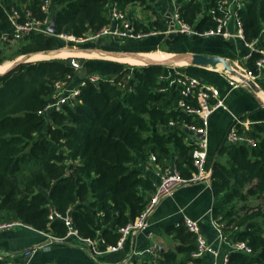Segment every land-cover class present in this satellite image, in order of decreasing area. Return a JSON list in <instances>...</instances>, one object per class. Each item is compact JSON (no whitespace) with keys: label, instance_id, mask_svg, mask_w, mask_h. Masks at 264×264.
Instances as JSON below:
<instances>
[{"label":"trees","instance_id":"1","mask_svg":"<svg viewBox=\"0 0 264 264\" xmlns=\"http://www.w3.org/2000/svg\"><path fill=\"white\" fill-rule=\"evenodd\" d=\"M135 1L50 0L49 15L57 34H26L18 40L15 57L56 49L63 44L58 34L81 38L96 32L108 23L112 3L124 10ZM222 1L176 0L177 14L197 32H204L215 28L216 17L223 15ZM43 3L0 0V35L12 30L6 9L18 10L20 20L26 19V10L31 17L43 20L48 16L41 9ZM237 12L243 43L264 47V0H242ZM135 26L152 29L138 21ZM155 26L163 30L159 21ZM199 38L177 33L166 42L180 47ZM0 43L4 48L11 45ZM248 52L246 49L244 55ZM4 57L0 55V63ZM258 57L259 53L251 51L241 64L256 72ZM67 75L72 81L85 77L79 76L70 57L22 62L0 74V220L17 219L31 228L14 229L41 232L81 248H86L81 239H91L104 250L116 243L119 228L141 213L157 182V176L154 181L136 167L139 161L154 155V161L163 164L176 157L173 161L181 175L191 176L193 146L186 141L190 132L182 123H198L179 108L182 95L171 84L177 72L164 64L124 65L113 81L86 78L72 103L62 104L59 111L42 112L53 83ZM246 133L257 139L255 147L223 139L211 155L210 149L208 153L214 195L211 217L220 224L222 236L244 241L251 248L250 253L230 249L226 264H264V205L250 203L264 199V122L252 123ZM52 211L61 217L68 214L77 235L65 238L67 226L62 218H49ZM164 231L173 244L163 248L158 257H135L130 264H207L203 257L193 255V232L175 223ZM107 254L87 264H109L105 263ZM0 264L8 263L0 260Z\"/></svg>","mask_w":264,"mask_h":264},{"label":"built area","instance_id":"2","mask_svg":"<svg viewBox=\"0 0 264 264\" xmlns=\"http://www.w3.org/2000/svg\"><path fill=\"white\" fill-rule=\"evenodd\" d=\"M175 3L174 8V26L172 28H165L159 30L152 28L149 31L136 29L134 20L131 16L123 9H120L116 3H112L109 9V21L103 25L96 32H90L85 34L81 38H77L70 35L58 34L57 36L67 40L73 41L74 43H82L84 41L95 42L100 39L107 38L112 41H123V40H137L144 38L149 35H156L162 33H184L188 36L198 35L200 37H222L227 39L230 37H237L243 39L242 26L238 16L237 9L241 6L242 0H230L220 8L223 9V15L216 17L217 25L215 28L206 30L204 32H197L190 25L182 22L177 14L178 5L176 0H172ZM50 0H44L41 9L48 15L43 20H38L31 17V13L26 10L25 20H20V12L14 8L6 9L8 20L12 26L10 32H3L0 35V41L2 43H11L18 41L30 32H43L50 34L47 30L50 15H49ZM230 23L234 26V29L229 28ZM249 52L245 54L242 59L246 60L250 56L251 51L259 53V57L255 60V71L248 68H241L237 65L236 70L241 76L246 79L255 82L257 78L264 76V47L255 45V42L245 43ZM242 60V61H243ZM70 63L75 68L80 67V61L76 57H70ZM241 68V69H239ZM242 70V71H241ZM225 72V71H224ZM228 73V72H226ZM229 74L228 84L230 88H236L238 85H242L246 82L243 78ZM113 77V76H112ZM112 77H109V81H113ZM86 78L90 81H97L102 78L98 74H90L78 81H72V77L67 75L65 79L57 80L53 83V90L50 95L49 102L45 105L42 112L50 110H61V106L64 103H72L80 92V87L85 84ZM247 83V82H246ZM256 83V82H255ZM172 85H176L182 98L178 101L179 108L185 113L191 115L196 119L198 124L195 123H182V127L190 132L186 141L193 146L191 157L193 171L189 178H184L173 159L166 161L162 167L156 172L157 182L154 183V189L150 192L149 197L145 203V206L141 213L135 217V219L125 226L119 228V238L115 244L106 245L104 250H99L96 242L91 239H81L85 245L87 251L95 258L103 253H114L122 250L128 241V239L134 234L145 231L149 225V216L152 211L156 208L159 202L174 194V192L183 184L187 182L195 181H209L210 182V168L208 165V153H209V140H208V125L210 115L217 109H226L223 96H221L220 89L210 83H206L197 77L177 72V76L171 80ZM173 124V122H170ZM245 122L237 116L232 115V122L228 125L224 135L225 141L228 143L243 144L249 148L255 147L257 139L246 133ZM242 127V131L239 130ZM151 159L155 160L154 155H151ZM53 216L62 218L65 225L67 226V233L65 238L76 236V230L73 228L71 217L67 214L61 217L59 214L52 211L49 218ZM175 225H183L189 231L193 232L196 236V250L193 253L194 256L202 257L204 254H209L212 259L210 264H226L227 252L222 256L218 247L207 242L205 236L202 234L200 225L197 220H194L188 216H183L179 221L175 222ZM212 225L220 232V224L216 220L212 219ZM17 227L31 228L29 225L15 219L9 221L0 220V231L10 230ZM151 234L148 233V237ZM50 237V236H49ZM51 240H59L58 238H52ZM61 240V239H60ZM219 243H226L231 250L241 251L244 253H250L251 248L244 241H232L229 238L222 236L220 233ZM163 246L159 242L153 241L149 244L143 252H133L130 254V259L125 260L123 264H130L132 258H144V257H158ZM139 254V255H138ZM22 264H29L28 261Z\"/></svg>","mask_w":264,"mask_h":264},{"label":"crops","instance_id":"3","mask_svg":"<svg viewBox=\"0 0 264 264\" xmlns=\"http://www.w3.org/2000/svg\"><path fill=\"white\" fill-rule=\"evenodd\" d=\"M229 1L230 0H224V3L228 5ZM174 8L175 3L172 0H137L126 5L124 10L131 16L134 23L138 21L143 26L156 28L155 23L159 21L164 30L165 28H170L167 26H171L170 24L167 25L166 20L169 19L168 16L170 15L173 17ZM145 9L147 11L149 9L150 11L145 12ZM229 28L233 30L234 26L230 23ZM157 35L158 34L149 35L141 39H154ZM209 37L216 38L214 40V45L197 42L201 40L199 38L181 44L179 49L192 52L216 53L225 56L227 59L240 55L242 57L246 49H249L248 46L237 37H230L227 39H217V37L213 36ZM141 39L123 40L124 42L117 41L120 43H115L114 45V41L104 38L93 43L103 44L104 42L105 45L106 43H111V45L123 46V48L126 49L143 50L148 44L143 46L140 44H131L132 48H128L129 41L136 42ZM234 40H238L241 46H238V43ZM121 61L128 62L124 60ZM113 63L119 65V63ZM232 66L234 67V65ZM217 68L218 67L194 66L186 69L184 66L180 71L181 73L197 77L206 83L217 86L220 89L221 96L224 98L226 109H217L209 118L208 140L210 150L216 148L219 142L224 139L227 127L232 122V115L242 119L245 122L243 126L247 130L251 127L252 123L264 122V101L256 93H251L242 87L230 88L225 81L226 77ZM117 71L118 70H114V72L107 77H112ZM255 82L258 88L253 89L249 85L251 89L256 92L260 89L264 93L259 87V83L264 87V76L260 79L257 78ZM163 165L164 163L160 164L152 159H145L144 161H139L136 167L142 170L146 175L152 177L155 181L156 172ZM213 202L214 195L209 181H195L183 184L172 196L166 197L159 202L149 216V225L147 229L131 236L128 239L126 249L124 248V250L122 249L115 253H108L105 257V263L123 264L125 260L131 258V253L143 252L153 241L161 243L163 248L169 247L173 244V241L171 237L165 233L164 229L168 225L179 221L183 216H188L198 221L201 232L205 236L207 242L218 247L220 255L222 256L224 253L228 252L230 248L226 243H219L220 232L212 225L211 208ZM148 233L151 234L150 237H148ZM28 245L34 246V251L28 259L30 264L33 260L35 261L33 264H49L55 262L87 264L90 263L91 260H96L85 247L81 248L70 243L53 241L49 236L41 232L28 231L20 228L0 231V260H4L8 264H22L25 262L24 253L18 254L16 251H13V249H22ZM72 252L81 256L73 257ZM202 257L206 260L207 264H210L212 257L209 254H204Z\"/></svg>","mask_w":264,"mask_h":264},{"label":"rangeland","instance_id":"4","mask_svg":"<svg viewBox=\"0 0 264 264\" xmlns=\"http://www.w3.org/2000/svg\"><path fill=\"white\" fill-rule=\"evenodd\" d=\"M148 11H150V10L148 9ZM148 11L145 9V12H148ZM168 18H169V19H167L168 22L166 20V23H167V25L170 24L171 26H167V27L172 28V26L174 24V19H173V17L171 15L168 16ZM176 34L177 33H175V32H169V33L158 34L157 36H155L154 39H150V38L141 39L140 41H136V42L135 41H129L128 48H132L131 44L132 45L140 44L142 46L145 45V44H148L147 46H145V48L143 50L142 49L141 50L126 49V48H123V46H114L115 43H120L121 41L120 42H114V45H111V43H106V45H105L104 42H103V44H104L103 45V44H100V43L97 44V43H92V42H88V41H84L82 43H75L74 45H69V43H67V40L62 39L63 44L61 46H58L57 48H62V49L63 48L64 49L72 48V49H75V50H71V51H76V52L81 51L83 53L91 52L92 54H94V52H102V53H105V54H107L109 56H107V57H86V56H83V55H66V56L62 57V56H56V54H54V55H51V57L45 58V59L76 57L78 60H80V58H81L82 59V62H81L82 65H80V67L78 68L79 76H82V75L83 76H87V75H90V74H98V75H100L102 77H107V76H109V74L111 75L114 72V70H120L124 65H128V66L144 65V64H130V63H127V62H123L121 60L110 59V58H112L110 56H115L116 54H121V53H125V54L127 53L128 54L129 52H130L129 54H135V52L136 53H141V52H152V51L171 52V53L176 54V55L178 53H182L183 51H180L179 46H172V45H169L166 42L167 38H171V37H173ZM200 39L201 40H199L197 42L205 43V44H208V45H214V43H215L214 40L216 38L202 37ZM217 39H219V38H217ZM234 41H236L238 43V46H241V44H239L240 42L238 40H234ZM122 42H124V41H122ZM18 44H19L18 41H14V42H11L10 46L4 48V45H2L0 43V55H2V56L4 55L5 56L3 58V61L0 64H2L4 62H7V61L16 62V61H18L19 59H21L23 57L21 55H17L15 57L16 49H17V45ZM103 51H107V52H103ZM45 55H47V54H45ZM10 58H12V59H10ZM242 60L243 59H242L241 55L237 56V57L229 58L230 63H232V65H234V67H236V68H238L237 65L241 66V68H244L242 66V64H241ZM30 61H33V60H30ZM112 62L119 63V65L114 64ZM236 62H238V63H236ZM168 66H169L170 70L174 71V72H180L182 70V68L184 67L183 65H168ZM216 67H218L217 69H219L220 72L226 77L225 81H226L227 85L229 86V84H228L229 74L224 72L222 70L221 66H216ZM241 68H239V69H241ZM204 71H206V70H204ZM107 78H109V77H107ZM237 87H242L244 89H247L251 93H256V91H253L251 89V87L246 82H244L242 85H238ZM259 87L264 91V89H263L262 85H260V83H259ZM213 151L214 150L211 149L210 155L213 153ZM250 203L252 205H255L257 203L264 205V199L250 200ZM20 229H22V228H20ZM72 255H73V257L81 256V255H77L74 252H72ZM33 263H35L34 260L31 261V264H33ZM79 264H83V263H79Z\"/></svg>","mask_w":264,"mask_h":264},{"label":"water","instance_id":"5","mask_svg":"<svg viewBox=\"0 0 264 264\" xmlns=\"http://www.w3.org/2000/svg\"><path fill=\"white\" fill-rule=\"evenodd\" d=\"M47 30L52 35L57 34V30H56V26H55L53 17L50 18ZM60 49H62V48H56L53 50H44V51H37V52H31V53L23 54V55H21V56H23V58L14 62L13 65L8 70H6L5 72L11 70L12 68H14L15 66H17L18 64H20L22 62L30 61L27 58L28 55H31L34 53L56 52ZM68 50H75V49L70 48ZM103 52H107V51H103ZM135 54H137V53H135ZM79 61L82 62V59L80 58ZM180 63H182V64H180ZM146 64L183 65V66H196V67H208V66L209 67H216L218 64H220L223 71L228 72L232 75H237V76L243 78L247 82V84L250 85L253 89L258 88V86L255 85V83L252 80L246 79L245 77L241 76L240 73L236 70V68H234L231 65L229 59H227L225 56H222V55H219L216 53L183 51L182 53H178L177 55L174 54L173 57L166 59L165 61H150V62H147ZM0 74H2V73H0ZM33 251H34V246L28 245L26 247H23L22 249H19L16 252L18 254L24 253V261H28V259L31 256Z\"/></svg>","mask_w":264,"mask_h":264},{"label":"bare ground","instance_id":"6","mask_svg":"<svg viewBox=\"0 0 264 264\" xmlns=\"http://www.w3.org/2000/svg\"><path fill=\"white\" fill-rule=\"evenodd\" d=\"M129 53L128 54L127 53L126 54L125 53L116 54L115 56H110L112 57L110 59L124 60V61H128L127 63H130V64H144L145 65L147 62H150V61H165L166 59H169L174 56V54H172L171 52H157V51L141 52L137 54H129ZM54 54H56V56H62V57L66 55H83L86 57H107L109 56L102 52H94L95 54L94 55L91 52L83 53L81 51L76 52V51H71L68 49H60L56 52L34 53L31 55H28L27 58L28 60L45 59V58L51 57V55H54ZM13 63H14L13 61H7V62L0 64V73H4L6 70H8L13 65ZM217 66H220V64H218ZM256 94L264 101V93L260 89L257 90Z\"/></svg>","mask_w":264,"mask_h":264}]
</instances>
